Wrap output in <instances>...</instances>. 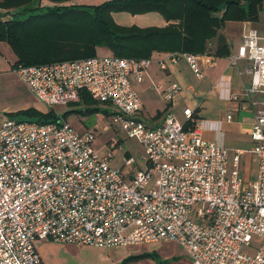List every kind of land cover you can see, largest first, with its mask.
<instances>
[{
  "label": "built area",
  "instance_id": "obj_1",
  "mask_svg": "<svg viewBox=\"0 0 264 264\" xmlns=\"http://www.w3.org/2000/svg\"><path fill=\"white\" fill-rule=\"evenodd\" d=\"M237 60L249 77L240 104L252 112L256 168L249 179L240 173L242 151L203 139L201 130L213 122L194 119L192 109H184L185 124L171 113L154 126L138 118L132 82L143 81L150 58L17 66L20 82L46 108L79 102L83 92L113 107L111 123L142 145L145 168L132 172L130 156L112 168L111 156L94 145L99 123L77 130L64 119L1 118L0 264H45L40 240L98 248L176 243L187 264H264V30L242 31L228 58L232 66ZM179 61L200 79L215 58L171 53L159 65ZM156 88L166 100L178 92L176 85Z\"/></svg>",
  "mask_w": 264,
  "mask_h": 264
},
{
  "label": "trees",
  "instance_id": "obj_2",
  "mask_svg": "<svg viewBox=\"0 0 264 264\" xmlns=\"http://www.w3.org/2000/svg\"><path fill=\"white\" fill-rule=\"evenodd\" d=\"M82 1H90L88 3ZM260 0H3L0 2V42L6 43L17 66L29 67L84 60L99 55L98 49L117 58L148 59L154 53L204 54L215 39V56L226 54L217 35L226 22H255ZM131 16L157 13L164 27L121 26L113 14ZM85 110L58 113L35 107L9 113L20 120L55 122L71 113L100 111L97 102L83 92ZM78 103V102H73ZM69 103V104H73ZM143 253L125 260L150 257Z\"/></svg>",
  "mask_w": 264,
  "mask_h": 264
},
{
  "label": "crops",
  "instance_id": "obj_3",
  "mask_svg": "<svg viewBox=\"0 0 264 264\" xmlns=\"http://www.w3.org/2000/svg\"><path fill=\"white\" fill-rule=\"evenodd\" d=\"M1 1L3 0H0V2ZM260 1L261 11L264 1ZM82 2L88 3L90 1ZM112 16L115 20L116 15L113 14ZM120 16L121 17H118L119 19L117 23L131 24L128 23L131 17L127 19L126 14H122ZM143 18H146V20L144 21ZM258 18H260V14H258ZM131 19L132 21L134 20V18ZM135 21H138L139 24L137 25L140 26V28L153 27L152 25H156L155 27L166 26V22L161 19L157 13L135 16ZM263 21L264 18L261 19V27H259L260 30L257 32L264 30ZM228 23L230 22H226L224 26ZM238 23L244 27L243 30L247 28L252 29V27H248L251 22ZM219 31L220 30L217 31V35L222 36L224 39L226 44V54L223 56H215V39L210 41L207 44V51L204 54L214 56V65L202 70V76L200 79L194 78L190 68L184 61H179L176 65L166 63L165 69H161L159 63L166 57L167 54L154 53L152 55L150 58L151 62L146 70L143 81L140 84L132 82V86L137 92L142 104V108L137 116L143 122L154 126L161 123L164 117L171 113L182 124H185L188 122V119L183 114L184 109H192L194 112V119L213 122L211 125L209 124V128L201 130V137L203 139L221 144L230 152L233 150L242 151L240 154L239 168L245 179H249L253 176L256 168V161L249 153L252 142L249 138L248 131L252 121V112L240 109V104L244 99L242 90L243 87L248 84L249 77L244 73L246 66L244 61L237 60L233 66L230 65L228 61L230 56L236 55L237 48L241 42L242 31L239 39H236V41H233L229 35L222 34ZM98 53L108 55L109 51L101 48L98 49ZM15 61L16 57L10 47L4 42H0V65L5 64L7 68L5 71H8L9 68L11 70V66L15 63ZM11 72H13L15 77H17L13 69ZM17 80H19L18 77ZM173 85L178 87V92L172 96L171 100L164 99L162 97V91H158L156 88L161 87V90L165 91ZM227 92L235 95L236 100H226L225 97ZM33 106V104L28 103L27 105H24V107L17 110ZM227 114L230 115V119L228 121L225 120V116ZM216 122H218V124ZM104 128L106 130L108 129L107 126H104ZM84 129H87V127L80 125V128L77 130ZM139 170L141 169L136 170L132 168L131 171L135 173Z\"/></svg>",
  "mask_w": 264,
  "mask_h": 264
},
{
  "label": "rangeland",
  "instance_id": "obj_4",
  "mask_svg": "<svg viewBox=\"0 0 264 264\" xmlns=\"http://www.w3.org/2000/svg\"><path fill=\"white\" fill-rule=\"evenodd\" d=\"M122 14H126L127 19L130 17L134 18L133 21L131 18L129 19L130 21H128V23L132 25L117 23L118 17H121L120 15ZM259 14L260 18H258L256 22H251L248 26L252 27V29L254 28L256 31L260 30L261 19L264 18V4ZM115 15L116 18L114 22L118 25L140 27L137 25L139 24L138 21H135V16H131L127 13H115ZM160 18L163 19L161 16ZM143 19L144 21L146 20V18ZM152 26L155 27L156 25ZM243 28L244 27L238 22H230L222 27L219 32L229 35L233 41H236V39H239ZM99 55L103 54L99 53ZM5 68V64L0 65V119L7 116L11 117L9 113L17 111V109L24 107V105L28 103L33 104L37 109L46 111L48 108L35 100L25 86L17 80V77L11 72L12 66L11 70L9 68L8 71H5L7 70V68ZM90 106H97L100 108V111L86 115L71 113L67 116L68 118L66 117V121L69 125L76 129L80 128V125L86 126L87 129H92L95 124L99 123V129L95 133L94 145L101 156H111L112 168H120L126 156H130L135 160L136 163L131 166L132 168L136 170L145 168V164L141 160V156L143 155V148L141 145L135 139L128 138L121 129L111 123L110 115L114 112V108L101 103ZM87 107L88 105L83 101H79L73 104L58 105L53 109L61 114L69 109L85 110ZM104 126H108V129L106 130ZM111 140L114 142L113 146L110 145ZM243 178L245 177L243 176ZM36 248L41 258L45 261V264H123L126 259L143 253H149L152 256L130 259L126 264H187L188 260L176 243H154L115 248H98L73 243L40 240L36 243Z\"/></svg>",
  "mask_w": 264,
  "mask_h": 264
}]
</instances>
